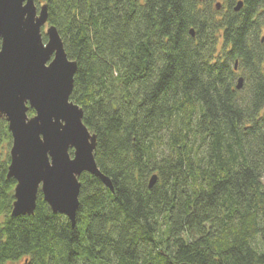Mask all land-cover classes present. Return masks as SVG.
Returning a JSON list of instances; mask_svg holds the SVG:
<instances>
[{
  "label": "trees",
  "instance_id": "obj_1",
  "mask_svg": "<svg viewBox=\"0 0 264 264\" xmlns=\"http://www.w3.org/2000/svg\"><path fill=\"white\" fill-rule=\"evenodd\" d=\"M216 1L36 0L113 188L83 172L73 226L40 191L12 216L1 118L0 264H264V0Z\"/></svg>",
  "mask_w": 264,
  "mask_h": 264
},
{
  "label": "water",
  "instance_id": "obj_2",
  "mask_svg": "<svg viewBox=\"0 0 264 264\" xmlns=\"http://www.w3.org/2000/svg\"><path fill=\"white\" fill-rule=\"evenodd\" d=\"M242 4L237 1L234 9ZM215 5L219 9L221 3ZM47 23L46 3L0 0V119L11 134L6 175L16 181L12 216L33 214L40 191L51 210L73 226L83 172L113 187L94 158L96 135L83 123L82 108L70 100L77 63L67 57L55 25L43 30ZM242 84L239 76L236 87ZM155 179L150 178V186Z\"/></svg>",
  "mask_w": 264,
  "mask_h": 264
},
{
  "label": "rangeland",
  "instance_id": "obj_3",
  "mask_svg": "<svg viewBox=\"0 0 264 264\" xmlns=\"http://www.w3.org/2000/svg\"><path fill=\"white\" fill-rule=\"evenodd\" d=\"M45 28H46V25L43 27V29L45 30ZM8 150L9 149H7V152H8ZM0 154H1L0 159L2 160L5 157L6 152L5 153L4 152H0ZM261 180H262V183L264 184V174H262ZM21 263H22V260L17 261V262H7L6 264H21Z\"/></svg>",
  "mask_w": 264,
  "mask_h": 264
},
{
  "label": "flooded vegetation",
  "instance_id": "obj_4",
  "mask_svg": "<svg viewBox=\"0 0 264 264\" xmlns=\"http://www.w3.org/2000/svg\"><path fill=\"white\" fill-rule=\"evenodd\" d=\"M46 25H49V23H47ZM70 153L72 154V149H70Z\"/></svg>",
  "mask_w": 264,
  "mask_h": 264
}]
</instances>
